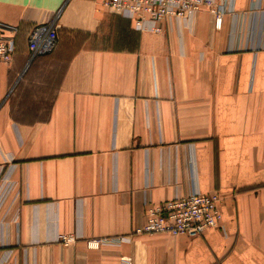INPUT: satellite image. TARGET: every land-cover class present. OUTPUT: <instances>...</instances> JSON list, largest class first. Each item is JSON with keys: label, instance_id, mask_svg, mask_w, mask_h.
I'll use <instances>...</instances> for the list:
<instances>
[{"label": "crops", "instance_id": "1", "mask_svg": "<svg viewBox=\"0 0 264 264\" xmlns=\"http://www.w3.org/2000/svg\"><path fill=\"white\" fill-rule=\"evenodd\" d=\"M216 3L218 30L203 8L154 34L102 0H0L18 29L0 68V264H264V0ZM37 24L58 33L44 56ZM191 192L221 195L222 227L136 233L147 206Z\"/></svg>", "mask_w": 264, "mask_h": 264}, {"label": "built area", "instance_id": "2", "mask_svg": "<svg viewBox=\"0 0 264 264\" xmlns=\"http://www.w3.org/2000/svg\"><path fill=\"white\" fill-rule=\"evenodd\" d=\"M104 5L133 22L139 32L159 34L162 24L170 19H188L203 8L212 17L213 28L221 26L223 10L216 0H102ZM0 68L10 64L15 52V37L18 32L15 26L0 25ZM58 33L52 24L34 25L27 36V48L31 56L50 54L57 46ZM219 193L191 192L182 197L163 200L159 205H149L144 212V224L136 233H169L191 239L202 235L212 228L222 227L221 204ZM61 242L66 245L72 242L71 236H62ZM124 238L102 239L92 243L118 244ZM129 264L128 259H123Z\"/></svg>", "mask_w": 264, "mask_h": 264}]
</instances>
